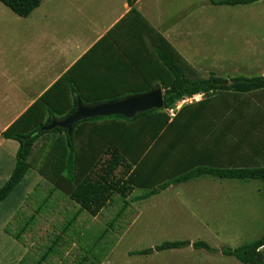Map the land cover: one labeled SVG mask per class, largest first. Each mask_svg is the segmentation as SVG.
Segmentation results:
<instances>
[{"label":"crops","instance_id":"obj_1","mask_svg":"<svg viewBox=\"0 0 264 264\" xmlns=\"http://www.w3.org/2000/svg\"><path fill=\"white\" fill-rule=\"evenodd\" d=\"M143 1L137 0L135 13L131 12L128 0H43L27 17H21L11 10L13 15L2 13L0 132L13 126L16 131L32 130L40 117L36 112H42L44 123L49 116L48 107L55 108L54 118L63 119L59 117L66 115L74 104L72 87L80 92L84 101L79 98L88 105L100 103H92L96 100L113 101L107 99L138 91L136 89L141 86L138 83L143 81L146 64H149L147 57L155 59V49L160 46L167 48L166 44L200 73L207 71L209 74L203 78L211 73L223 77L221 72L229 74L227 70L240 68L238 63L254 64L253 70L257 67L255 72L264 68V40L253 35L246 22L252 16H247V12H238L227 19L222 16L203 17L198 21V26L184 23L175 25L173 29L166 22H153L150 18L155 25L153 27L148 23V12L143 10ZM99 18L104 20L103 24L95 22ZM235 26L244 29L243 37L233 39L232 36L237 35ZM237 76L253 77L244 73L231 77ZM206 97L198 94L187 100H190V106H196ZM29 109L30 113L23 117ZM57 110L65 113L61 115ZM96 123L101 124L102 121ZM206 140L210 141L208 137ZM42 142L43 138L37 141L35 152ZM18 149L16 140L4 138L0 134V189L15 168ZM49 154L48 147L36 167L29 168L11 194L0 203V264H21L23 260H26L23 264H238L232 260L212 262L211 258L215 257L210 256L215 253L195 249L192 245L148 255L134 253L166 241H205L202 238L195 239L197 235L194 234L195 228L200 225L198 222H202L199 219L203 211L200 208L202 201H155L148 210L158 224L153 221L146 224L152 235L143 231L145 234L139 239L146 242L160 234L157 236L159 240L150 242L147 248L133 247L126 250L122 255L125 259L119 261L117 249L127 238L129 229L138 223V211L129 216L131 223L108 252L112 239H104L113 230L109 225V233H106L108 227L103 232L100 223L104 214L109 212L108 207L114 204L117 193L109 192L105 200L100 196L97 203L90 202L87 207H83V201L87 200L74 199L72 193L76 190V183L69 182L64 172V176L59 173V168L49 160ZM107 158L109 156H104L103 160ZM259 161L253 166H264V158H259ZM101 168L99 164L91 171L92 185L99 178ZM52 190L61 195L62 200L69 202L67 212L58 214L55 204L50 205L54 210L45 207ZM135 191L136 188L131 190L126 198L131 205L142 201L133 199L148 190L144 189L145 192L139 195H134ZM91 192V188L84 189L77 194V198L92 196ZM62 200L63 205L67 204ZM102 201H107L105 205L108 207ZM21 207L26 210L24 220L19 224L18 234L22 238L19 241L5 228L19 214ZM155 210L156 214L153 213ZM184 214L192 216L194 227L187 223L189 221L184 218ZM112 221L116 223L115 219ZM205 227L211 233L209 225ZM117 235L115 230L113 239ZM188 251L190 255L186 254ZM191 253L199 256L200 262L192 260Z\"/></svg>","mask_w":264,"mask_h":264},{"label":"trees","instance_id":"obj_2","mask_svg":"<svg viewBox=\"0 0 264 264\" xmlns=\"http://www.w3.org/2000/svg\"><path fill=\"white\" fill-rule=\"evenodd\" d=\"M257 1L259 0H209L210 4L216 6L246 5ZM0 2L15 14L21 17H27L41 5L43 0H0ZM136 2L137 0H128L132 13L136 12L134 8ZM166 45L167 48L160 46L155 49L156 55L164 67L156 58L147 57L149 64H146L147 68H145L144 71L143 81L138 83L141 84V86L136 89L138 91L122 95L119 94L107 99L118 100L129 94L144 93L153 89L156 83H159L164 91V111H162L163 109H153L137 114L132 119H128L122 115L84 119L77 122L73 127L72 133L68 134L66 129L60 127L51 131L41 130L50 125L52 119L56 117L54 114L55 108L53 107L51 109L48 107L46 110L49 113V116L44 123L42 120V112H36L40 117L35 121L32 130L28 132L16 131L13 126L4 132H0L1 136L4 138L14 139L19 143L15 168L8 181L0 189V203L11 194L22 180L27 170L36 167L37 163L41 160L45 151L49 147V160L53 161V165H56L59 168V173L62 175L63 172L65 173L66 176H63L69 182L72 184L76 183V190L72 193L74 199L87 200L83 201V207H87L90 202L97 203L100 196L102 197V200H105V195H109V192L114 193L115 191L117 196L121 197L122 205L120 204L121 209L117 214V219L120 220V218H123L124 216L126 219L122 222L120 227L116 228L118 235L116 239L112 238L108 247L109 252L131 223V218L129 217L131 211V215L137 213V211L132 208L130 202L126 201L131 190L135 188L148 190L144 194L133 199L134 201H140L157 195L172 185H178L203 175H210L221 179L256 180L264 183V166H217L218 163L215 162V156H213L209 150V143H207L209 141H207L205 137L207 131L204 129L198 130L200 129L198 126L203 125V122H201L205 118L203 111L205 109V104L210 97L220 95L224 92L236 95L262 91L264 90V75L225 78L217 76L215 73H211L207 78H190L187 73L189 65L185 63L184 59H181L175 51H171L173 49H171L168 44ZM146 65H144V67H146ZM151 65L154 67H151ZM159 70L161 71L159 72ZM165 71L168 72L169 75H166ZM165 75L166 78H164ZM72 94L74 97L73 107L68 112L66 111V115L60 116L59 118H63L75 112L77 108V97H80L84 101L80 92L74 87H72ZM198 94H204L207 97L203 102L196 106L183 107L179 114L177 113L178 115L172 120L165 112V109L174 106L179 101L192 98ZM97 102H101V100H96L92 103ZM186 108L192 109L190 120L187 125L182 126L176 120ZM56 112L61 115L65 113H62V111L59 110ZM28 113H30V109L23 115V117ZM23 117H21V119ZM19 121L20 120H18L17 123ZM96 121H102V123L97 124L99 122L96 123ZM138 122L142 123L141 127ZM136 125L137 127L135 128ZM167 126H175L177 128L176 132L174 131L175 128H172L173 133H176L177 135L173 142L175 145L180 146H182V143L187 142L184 136L187 135L188 131L194 127L198 128L193 134V137L197 136L192 140L193 145L189 149L185 148L190 150V153L187 154V157H183V152H181V156H178L180 159L177 160L178 164H181L182 161H186L189 168L183 170L184 173L182 171L178 176L170 178L165 182H161L158 185L153 186L144 184L139 181L140 170L138 166L142 165H139L137 159L140 149L139 143H143L145 146L147 145L144 155L148 154L153 145L156 147L161 141H163L161 136H165V132L169 130ZM179 135L181 136L179 137ZM53 136H57V138H53ZM81 137L82 139H80ZM41 138H43V142L35 152L36 143ZM160 154H163V152ZM104 156H109V158L103 160ZM143 159L145 158L143 157ZM99 164L102 165V172L99 174V178L95 181V185H92L90 182V173ZM123 166H127V172H130L127 178L123 176L117 178L116 171ZM90 188L92 189L91 195L94 197L89 196L87 198H77V194H79L80 191L84 189L89 190ZM55 193V190L49 192L48 202H45L44 205L49 210L50 207L52 208L51 210H54V207L50 205L55 204L57 213L63 214L69 209V202L65 201L67 204L63 205L61 201H50V197H53L54 199ZM93 199L96 201H92ZM106 202L107 201H102V204L105 205ZM114 203H116V201ZM105 206L108 207V205ZM129 207L132 208V210ZM42 208H44V206ZM14 220L15 219H12L9 222L5 230L17 240L21 241L22 238L18 232L16 234L9 228ZM119 220H117L116 223L112 221L109 225H111L112 228H115L117 223L120 225ZM106 233H109V228L106 229ZM189 245H192L195 249H205L211 253L220 252L226 256L235 257L242 264H264V249L259 250L261 246H264V235L236 248L224 246L220 249H216L211 247L205 241H197L194 243H191L190 241H166L152 248L134 253L137 255H148L158 251L179 249ZM25 261L23 260L21 264L25 263Z\"/></svg>","mask_w":264,"mask_h":264},{"label":"rangeland","instance_id":"obj_3","mask_svg":"<svg viewBox=\"0 0 264 264\" xmlns=\"http://www.w3.org/2000/svg\"><path fill=\"white\" fill-rule=\"evenodd\" d=\"M142 5L145 6L143 10L148 12L149 24L155 27L151 19L153 22L162 21L166 22L169 28L172 29L175 25L184 23L193 27L198 26V21L203 17L222 16L227 19L238 12L244 14L247 12V16H252L251 20H246V22L250 25L253 35L264 40V0L246 6L234 7L212 6L209 0H144ZM2 13L13 15L10 9L0 2V15ZM95 22L103 24L104 20L99 18ZM235 31L237 35L232 36L233 39L243 37L244 29L242 27L235 26ZM155 57L162 65L156 54ZM188 65L187 73L190 78H203V76L209 74L207 71L200 73L189 63ZM237 65L240 68L227 70L229 74H225V72L220 74L228 78L237 73L251 74V76L264 75V68L255 72L257 67L253 70L254 64L252 63H238ZM151 67L154 66L151 65ZM249 68L251 69L249 70ZM167 74L168 72H166ZM166 75L164 78H166ZM189 102L190 100L182 102L183 105L176 111V115L183 107H189ZM191 110V108H186L176 121L182 126L187 125ZM165 112L168 113L166 109ZM203 112L205 114L204 120L201 121L203 125L198 126L200 129L194 127L188 131L187 135L184 136L187 142L182 143L183 147L175 145L173 142L177 136L172 130V128H175L174 131L176 132L177 128L175 126H167L169 130L166 128L165 136H161L163 141L156 147L153 145L151 151L146 155H144V152L147 145L139 143L140 149L137 159L139 165L142 164L138 166L140 182L147 185H158L178 176L183 170H187L189 168L188 163L182 161L181 164H178L177 160L180 159L178 156H181V152H183V157H187V154L190 153L188 149L193 145L192 140L197 137H193L197 129L207 131L206 137L210 139L207 143H209L208 146L212 155L215 156L217 166H253L259 164V158H264V90L250 94L235 95L224 92L220 95H214L206 102ZM138 124L141 127L142 123L138 122ZM162 152L163 154H160ZM127 171V166L118 168L116 171L117 178L122 176L127 178L130 172ZM144 192V189L136 188L134 195ZM60 197L62 196L55 193L54 199L50 197V201H61ZM113 201H116V203L108 207L110 210L104 214L105 217L102 218L100 223L103 232L105 227L109 228V223L113 219L119 220L117 214L121 209L120 204L122 205L121 197L116 195ZM155 201H202L200 208L203 211H201L199 217L202 222H198L200 225L194 230V234L197 235L195 239H205L213 247L229 246L236 248L264 235V183L256 180L217 179L211 176H202L186 183L172 185L166 191L132 205V208L138 211L137 220L139 221L129 229L127 238L117 249L119 251V261L122 262L123 258L125 259L122 255L125 254L126 250L133 247H136L135 249L147 248V244L159 240L157 236L160 234L153 236L156 239L152 237L146 242L139 239L141 235L145 234L144 232L152 235L148 232L149 227L146 224L150 221L158 224L148 210ZM24 206L27 207V204ZM25 207L18 210L19 214L13 218L15 220L9 226L13 232L20 231L19 224H21L22 219L24 220ZM132 208L130 209L132 210ZM153 213L156 214V210ZM131 214L132 211L130 216ZM184 218H187L189 221L187 223L192 227L195 226L192 216L184 214ZM125 219V216L120 218V225L117 223L116 228L120 227ZM201 224L205 226L208 224L211 233ZM116 228H112V234L104 240H111L115 235ZM186 254L190 255L189 251ZM191 257L192 260L200 262L199 256L191 253ZM210 257H215L211 258L212 262L222 260L229 262L232 260L236 261L235 263L242 264L236 258L223 256L220 252Z\"/></svg>","mask_w":264,"mask_h":264},{"label":"water","instance_id":"obj_4","mask_svg":"<svg viewBox=\"0 0 264 264\" xmlns=\"http://www.w3.org/2000/svg\"><path fill=\"white\" fill-rule=\"evenodd\" d=\"M163 108L164 92L159 84L144 93L130 94L118 100L104 101L93 105L85 104L77 97V108L75 112L63 119L53 118L50 125L41 130L51 131L60 127L66 129L68 134H71L74 125L84 119L109 117L113 115H122L128 119H132L142 112L153 109L161 110Z\"/></svg>","mask_w":264,"mask_h":264},{"label":"built area","instance_id":"obj_5","mask_svg":"<svg viewBox=\"0 0 264 264\" xmlns=\"http://www.w3.org/2000/svg\"><path fill=\"white\" fill-rule=\"evenodd\" d=\"M187 100V99H185ZM185 100H181L179 101L178 103H176L174 106H171L169 108H167V114L170 116V119H173L175 116H176V111L180 109V107L183 105L182 102H184ZM264 249V246H261L259 248V250H263Z\"/></svg>","mask_w":264,"mask_h":264}]
</instances>
